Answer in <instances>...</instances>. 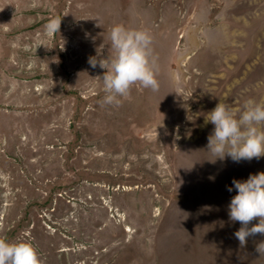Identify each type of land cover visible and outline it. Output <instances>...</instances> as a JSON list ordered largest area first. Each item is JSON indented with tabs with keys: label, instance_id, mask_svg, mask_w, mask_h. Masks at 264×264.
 <instances>
[{
	"label": "rangeland",
	"instance_id": "rangeland-1",
	"mask_svg": "<svg viewBox=\"0 0 264 264\" xmlns=\"http://www.w3.org/2000/svg\"><path fill=\"white\" fill-rule=\"evenodd\" d=\"M116 24L152 36L159 90L109 106L88 61L113 54ZM249 98L264 100V0H0V238L42 264H264V236L241 247L228 215L264 157L207 151L206 114Z\"/></svg>",
	"mask_w": 264,
	"mask_h": 264
},
{
	"label": "clouds",
	"instance_id": "clouds-1",
	"mask_svg": "<svg viewBox=\"0 0 264 264\" xmlns=\"http://www.w3.org/2000/svg\"><path fill=\"white\" fill-rule=\"evenodd\" d=\"M61 20L51 19L45 26L49 33L60 30ZM109 39L113 54L97 59L89 58L92 68L104 69L100 77L105 96L102 104L119 106L121 98H127L130 89L140 84L153 92L159 90L156 78L152 36L146 30L130 29L121 24L111 27ZM211 123L213 131L208 135L207 151L216 160L230 157L233 162L264 157V100L247 99L239 113L220 100L205 116V126ZM229 192L236 191L228 205L232 222L241 227L234 233L241 247L250 237L264 236V171L251 174L247 180L232 182ZM258 223L250 226L252 221ZM256 251L264 256V240L256 244ZM0 264H42L39 253L30 242H9L0 238Z\"/></svg>",
	"mask_w": 264,
	"mask_h": 264
}]
</instances>
